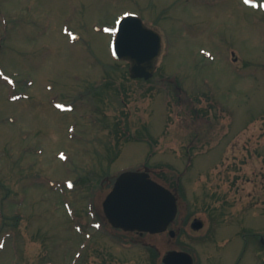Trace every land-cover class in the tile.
Returning a JSON list of instances; mask_svg holds the SVG:
<instances>
[{"label":"rangeland","instance_id":"rangeland-1","mask_svg":"<svg viewBox=\"0 0 264 264\" xmlns=\"http://www.w3.org/2000/svg\"><path fill=\"white\" fill-rule=\"evenodd\" d=\"M0 12V264H163L170 249L249 264L241 238L220 251L244 225L264 231V0H0ZM126 12L160 29L149 81L126 78L103 31ZM146 165L178 194L177 237L106 218L118 174Z\"/></svg>","mask_w":264,"mask_h":264},{"label":"water","instance_id":"water-1","mask_svg":"<svg viewBox=\"0 0 264 264\" xmlns=\"http://www.w3.org/2000/svg\"><path fill=\"white\" fill-rule=\"evenodd\" d=\"M161 48V35L148 27L140 17L131 14L119 23L113 50L118 59L131 62L132 77H152ZM177 201V196L171 190L151 179L148 173L127 171L118 177L113 191L104 202V209L116 227L161 232L175 219ZM202 226L199 220L194 223L195 228ZM172 234L175 235V232L172 231ZM164 263L192 264V259L185 252L171 251Z\"/></svg>","mask_w":264,"mask_h":264},{"label":"flooded vegetation","instance_id":"flooded-vegetation-1","mask_svg":"<svg viewBox=\"0 0 264 264\" xmlns=\"http://www.w3.org/2000/svg\"><path fill=\"white\" fill-rule=\"evenodd\" d=\"M249 228L250 229L247 230L246 232H242L241 231V233H242L241 234V239H242L241 241H243V242L245 241L246 242V243L244 242L245 243L244 251H245L246 255L249 254L248 256L250 257L249 259L247 258V262L249 264H253V263H255L254 261H256L257 256L260 255V249H259L260 242L264 246V237L261 238L259 236L258 231H255L254 230L253 225L251 227H249ZM210 235H213V234H210ZM223 240H226V239H223ZM227 241H228V239H227ZM241 241L240 242H236L235 244H233L232 241L225 243V245H224L225 247L222 249V251H220V254H223L224 253V254H226V256L227 255H230L231 252L234 251V249H232L230 246L236 245V244L239 245L241 243ZM236 249L237 248H235V250ZM244 256H245V254H243V256L241 257V259ZM252 257H253V259H251ZM227 259H228V256H227L226 260Z\"/></svg>","mask_w":264,"mask_h":264},{"label":"trees","instance_id":"trees-1","mask_svg":"<svg viewBox=\"0 0 264 264\" xmlns=\"http://www.w3.org/2000/svg\"><path fill=\"white\" fill-rule=\"evenodd\" d=\"M118 63V62H117ZM128 133H127V130H126V135H127Z\"/></svg>","mask_w":264,"mask_h":264}]
</instances>
